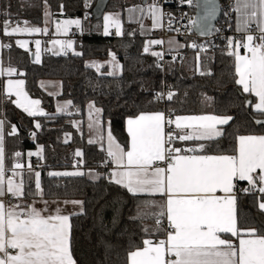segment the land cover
<instances>
[{"label": "snow or ice", "instance_id": "obj_1", "mask_svg": "<svg viewBox=\"0 0 264 264\" xmlns=\"http://www.w3.org/2000/svg\"><path fill=\"white\" fill-rule=\"evenodd\" d=\"M46 2V0H45ZM192 4L193 0H185ZM212 5L207 10L208 17H214L218 11L215 0H207ZM236 16V32L239 39L228 38V55L234 57L235 83L242 87L244 93L254 94L258 98L255 110L264 115V0H233L231 5ZM135 12L136 9H129ZM153 21V28L162 26L163 13L157 3L147 9ZM141 20L144 9H140ZM45 17L51 14L47 11ZM131 19V17H130ZM47 22V20L45 21ZM140 22V21H137ZM195 23V21H193ZM25 27L19 24L9 29L10 21L3 24L4 34L11 36L18 33H47V28ZM72 25L81 29V21L63 20L56 22V32L68 34ZM110 26H114L116 36L122 35L121 24L112 15L104 16L103 34H110ZM141 28L143 25L141 23ZM21 48L27 47V41L17 40ZM63 50H72V39L54 40ZM150 44H163L162 40H153ZM35 60L40 61V41H35ZM170 49L184 47L176 41H168ZM3 47V45H0ZM191 47H198L192 44ZM246 51L240 54V49ZM150 50L146 45L145 53ZM203 50V49H202ZM54 54L59 55L60 52ZM76 55H81L75 52ZM112 71L108 76H115L121 65L114 53H109ZM151 55L163 59V53L151 52ZM175 60V57H173ZM159 66V65H158ZM88 67L100 65L89 64ZM17 70L0 66V76H13ZM211 74L201 72V75ZM7 98L15 96L11 101L23 109L30 117L48 115L39 108V100H31L24 91V81L8 79L5 86ZM174 93L166 94L171 101ZM164 98L163 93L157 99ZM71 101L58 106V112H67ZM251 104V101H248ZM94 104L89 105L90 131L95 130L100 141V121L93 118ZM233 120L231 116L214 114L176 116L166 118L163 111L140 113L127 119V132L130 146L127 150L116 143L111 131L108 132L107 157L115 165L109 173V182L126 189L132 196L163 197L162 202L146 198L137 205V214L133 220L153 219L155 228L152 234L163 233V238L143 239V247L129 253L130 264H264V228L249 227L248 221L238 216V193H258V208L264 212V135H239L233 154H208L209 143L217 141L225 135L222 126ZM264 124V120H257ZM175 125L172 131H165V126ZM74 126H78L73 122ZM40 129L41 124L35 123ZM17 128L11 127L10 135H15ZM35 137L36 133L33 132ZM200 142L193 147H174L173 141ZM67 142V141H66ZM89 139L88 143H96ZM102 146V145H101ZM42 146L36 153L39 156ZM76 156H82L77 150ZM20 152L15 153L19 158ZM162 165V166H161ZM19 162L11 169L5 165L4 122L0 120V264H76L71 251L70 215L61 214L57 208L55 214L44 215L47 207L38 209L25 205L21 201L25 196V181ZM31 172V165H28ZM10 172L11 175H6ZM52 176H83L84 172H53ZM93 179L99 175L89 173ZM14 177H20L19 181ZM35 194L42 196L40 173H35ZM246 181L248 187L238 189L237 184ZM5 196H11L16 203L6 204ZM47 205V202H44ZM74 205H82L81 201H71ZM141 208L144 211H141ZM165 221L167 222L165 224ZM149 233L148 228H144ZM238 242V243H237Z\"/></svg>", "mask_w": 264, "mask_h": 264}, {"label": "trees", "instance_id": "obj_2", "mask_svg": "<svg viewBox=\"0 0 264 264\" xmlns=\"http://www.w3.org/2000/svg\"><path fill=\"white\" fill-rule=\"evenodd\" d=\"M226 1L221 0V5ZM46 3L54 15L82 18L89 30L75 36L81 55L44 53L39 63L32 60L30 51L11 42L5 60L22 71L29 94L41 99L48 115L28 116L5 97L0 79V118L6 125V166L11 169L17 161L25 162L26 153L42 145L43 159L34 155L30 157L35 164L39 161V166L31 172H22L25 181L23 202L41 196L35 194V173L39 172L42 197L82 201V212L70 217L71 251L76 264H129V253L142 248L143 239L163 238V233L152 234L151 230L155 228L153 219H131L137 214L138 203L146 198L162 202L163 198L134 197L126 189L109 182L111 160H106V153L87 140V104L94 102L102 109L104 119L110 121L114 134L124 146L128 145L126 120L142 112L163 111L172 119L177 115L193 114L233 117L224 127V136L217 141L205 142L209 143L208 154H233L237 136L264 135V124L256 122L264 120V115L254 110L253 104L248 103V94L235 83L234 57L227 54L228 40H218L213 49L202 50L191 47L196 39L188 38L178 53L167 52L163 63L151 55L152 51H143L147 36L139 32L138 24L125 21L121 36L104 35L100 26H92L103 19L107 10L125 9L128 0H107L100 17L94 15L97 0H0V19L3 23L13 18L15 22L42 25ZM194 4L195 0L192 7ZM166 7L170 11L179 9L172 0H167ZM235 15L234 11L229 34L237 38L240 35L235 30ZM84 16H90L91 22H87ZM109 53H114L119 60L121 74L108 76L105 68L88 67V61L107 60ZM201 72L211 74L201 75ZM42 78L62 81L58 98L72 100L69 113H56V98L39 86ZM164 89L175 94L171 101L157 99L156 93ZM36 121L41 124L40 129L35 128ZM13 125L17 127V133L10 135ZM173 126L169 129L172 130ZM198 143L176 141L174 145L184 148ZM77 150L82 156L75 155ZM16 152L21 153L19 158L15 157ZM77 162L85 175H50L72 171L78 167ZM89 169L104 174L93 180L86 175ZM239 186L241 189L248 187L243 182H239ZM258 195L238 193V216L245 218L249 227L264 228V212L258 208ZM145 227L149 233L143 231Z\"/></svg>", "mask_w": 264, "mask_h": 264}, {"label": "crops", "instance_id": "obj_3", "mask_svg": "<svg viewBox=\"0 0 264 264\" xmlns=\"http://www.w3.org/2000/svg\"><path fill=\"white\" fill-rule=\"evenodd\" d=\"M147 2H148V0H144V3H147ZM50 14L51 15L49 17H47V18L45 17V15H43V23H42V25L32 24V23H29V22L27 24L28 27L47 28L48 29L47 33H43V32H41V33H33V34L18 33V34H13L11 36H7V35L4 34L3 28L0 31V45H3V47H0V66H2L5 69H7L8 67H12V68H15L17 70V72L14 73L13 76H11V77H8L6 74L3 75V76H0V79L2 80L4 95H5V86L7 84V80L8 79H13V80L20 79V80H23L24 81V91L28 94L29 99H31V100H39L40 101L39 108L41 110H43L45 113H46V109L44 108L41 99L35 98V97H33V96H31L29 94V92H28V90L26 88V80L22 76V71L19 70L18 68H16L15 66H13L10 62H7L5 60V53L7 52V50L9 48L11 42H14L17 46H19L16 43V41L17 40H25V41L28 42L27 43V47L26 48H22V49H25V50L30 51L34 55L32 57V60H35V53H36V44H35V41L39 40L40 41V58H41V56L44 53H49V54H52V55H57V54H54V53H56L58 51L60 52L59 55H63V54L65 55L66 52H70L73 55H76L75 52H79V53L82 54L81 49L78 47V45L76 43V37L75 36L77 34L78 35H81V34L85 33L86 30L87 31L89 30L88 28L87 29L85 28V22H84V20L82 18H80V21L83 20V21H81V22H83V23H81L82 31H81V29H77L75 25H72L70 27V29H69L68 34L65 35L63 33H57L56 32V22H60V21H63V20H73V18H75V17H67V16H61V15H54L52 12ZM236 16L237 15H235V23H234L235 29H236ZM46 20H47V22H45ZM12 24H13V27H16L18 24H19V26L21 28L25 27L24 22H14ZM13 27H11V28H13ZM11 28H9V29H11ZM113 32H115V30ZM49 33H52V36L49 37L48 36ZM161 33H162V27L160 26V29L159 30L153 31L150 34H147L146 35L147 36L146 45L149 46V48H150L149 51H152L153 52L157 48L158 45L150 44L149 42L150 41H153V40H157V38L161 36ZM238 34L241 36L240 33H238ZM239 38L240 37H237V39H239ZM58 39L59 40L72 39L74 41V47H73V49L72 50H63L62 51L59 48V45H53L52 42L54 40H58ZM182 48L183 47L176 48V49H169L170 51H168V50H166V51L168 53L174 55V54L178 53V51L181 50ZM239 51H240V54L241 55H245L246 54V51L243 48H241ZM116 59H117V57H116ZM110 60H111V56H109V58L107 60H101V61L90 60L88 62H89V64H92L93 62H95V64L101 66L99 69L105 68V71H107V73H108L109 71H112L111 64L109 63ZM117 62L120 64V62H119L118 59H117ZM95 68L97 69V67H95ZM121 72H122V67H120V69L117 71V74L116 75L121 74ZM39 86L45 92H47L48 94H50V95H52V96H54L56 98V100H55V108H56V113L57 114L69 113L70 112V108H71V106L73 104L72 100L71 99H59L58 98L60 96V94L62 92V88H63V83H62V81L60 79L42 78V79L39 80ZM241 90H242V87H241ZM245 94H248V96H249V100L248 101H251V103L253 104V108L255 110V104L258 103V98L255 97L254 94H249V93H245ZM5 97H6V95H5ZM7 99H10L11 101H14L16 99V97L15 96H12L11 98H7ZM68 101H71L72 102L71 103V106L68 109V111L67 112H58L57 111V107L58 106L65 105L66 102H68ZM90 104H94L95 109H100L101 110L99 113H96L95 110L93 109V118L94 119L95 118H98L99 121H100V135L103 136V140L102 141H100L99 135H97V133H96L95 130L90 131L89 128H88V124H89V105ZM21 110H23V109H21ZM154 112H156V111H154ZM144 113H152V112H144ZM193 115H204V114H193ZM165 116L167 118V114L166 113H165ZM177 116H190V115H177ZM221 116H224V115H221ZM175 117H174V119H175ZM129 118H131V117H129ZM0 120H2L4 122V119L3 118H0ZM36 122H38V121H36ZM225 126L226 125L222 126L223 129H224ZM174 129H175V125L173 126L172 130H174ZM172 130L169 129V126H167V125L165 126V131L166 132L172 131ZM10 131H11V129H10ZM109 131H111L112 136H113L115 142L118 143V144H120L121 147H123V148H125V150H127L128 147L130 146V137L128 135V132H127V135H128V145L127 146H124L121 143V141H119L118 138L116 137V135L114 134V132L112 130V127H111L110 121L104 119L102 109L100 107H98L94 102H89L87 104V108H86V135H87V140L88 141H89V139L96 140L97 142L96 143H93V144H96L102 151H104L105 153H107V151H106L107 150V147H108L107 135H108V132ZM126 131H127V120H126ZM5 135H6V125H5V122H4V148H5ZM176 141H179V140H174L173 141V146L174 147H180V146H175L174 145V143ZM187 142H189V141H186V142H181L180 141V143H187ZM40 146H42V145H38L37 148H36V150L28 151L26 153V156L25 157L28 159L29 157L33 156V155L29 156L28 153L29 152L36 153L39 150V147ZM187 147H189V146H187ZM42 148H43V146H42ZM184 148H186V147H184ZM43 153L44 152L42 151V153L39 156H37V155H34V156H36L39 159H43V155H44ZM20 161H22V160H19L17 162H20ZM5 165H6V149H5ZM114 167H115V165L112 164L111 169H110V172L114 169ZM6 168H7V166H6ZM74 170L75 171H81L82 172V168H80V167H75ZM65 172H70V171L67 170ZM89 173H92L93 175L98 174L99 175V178L104 174L103 171H98V170H95V169H89V170L86 171V175L90 179H93V178H92V176L89 175ZM19 179H20V177H17L14 180L19 181ZM93 180H97V179H93ZM240 182H243V183H246L247 184L246 181H240ZM157 196H159V195H157ZM45 201L47 202V205H45V203H44ZM71 201H81V200H78V199H48V198H44L42 196H39L38 198H35V199H33L32 201H30L28 203H24L23 200L21 202L23 204H25V205H32V204H34V206L36 208H38V209H43V208L47 207V211L44 212V215L55 214L57 208L61 209V214H64V215H70V214H73V213L76 214V213L82 212V210H83V204L82 205H74V204L71 203ZM70 217H71V215H70ZM70 223H71V219H70ZM129 264H130V261H129Z\"/></svg>", "mask_w": 264, "mask_h": 264}, {"label": "built area", "instance_id": "obj_4", "mask_svg": "<svg viewBox=\"0 0 264 264\" xmlns=\"http://www.w3.org/2000/svg\"><path fill=\"white\" fill-rule=\"evenodd\" d=\"M156 2L162 8L163 13V25L161 33V35H163V39L166 38L167 35L173 36L183 42L188 38H193L196 39V42L194 43L198 46L196 48L213 49L216 46L218 40H228V38H233V36L229 34V31L231 29L230 22L234 18V11L231 8L233 0H227L224 4L221 5V18L216 23L213 32L207 37H199L193 30V21L195 16V11L193 12V8L195 7V4L194 7H192V4H188L187 2H185V0H172V2L179 7V9L176 11H170L166 7L167 0H157ZM84 18L87 20V22H91L90 16H84ZM8 20L10 21V23L15 22V19L13 18H9ZM3 24L4 23L0 19V31L3 28ZM113 34H115V32H113ZM48 36H52V33H49ZM162 53L163 59H161V61L164 63L167 51L164 49ZM70 54V52L65 53L66 56ZM169 91V89H164V91L157 92L156 97L157 94L163 93L164 98H161V100L167 102L169 100H167L166 94ZM105 159L110 160V158L107 157V153L105 154ZM19 163L23 165V168L17 171L22 172L24 170H29L28 165H31V169H34L35 167L39 166V161H37L35 164L30 159V157L25 162L20 161ZM76 165L80 167L79 162H77ZM6 174L11 175L10 172H7ZM16 178L17 177H14V179ZM237 187L238 189H241L239 186V182L237 184ZM4 201L6 204L16 203V201L13 200L11 196H5Z\"/></svg>", "mask_w": 264, "mask_h": 264}, {"label": "rangeland", "instance_id": "obj_5", "mask_svg": "<svg viewBox=\"0 0 264 264\" xmlns=\"http://www.w3.org/2000/svg\"><path fill=\"white\" fill-rule=\"evenodd\" d=\"M129 1V5L127 7H125V9H120V10H107L105 13H104V16L105 15H112V17L114 19H118L120 24H121V29H122V34H123V30H124V22H130V23H134V24H138V29H139V32L143 35H147V34H150L151 32L153 31H156V30H159L160 27H156V28H153V21L152 19L150 18L149 16V13L147 11V9L149 8V6L151 4H153L154 2L156 3V0H148L147 3H144V0H128ZM160 7V6H159ZM136 9L135 12H130L129 9ZM140 9H144V13H143V19L141 20V12H140ZM161 9V7H160ZM45 11L51 13V10H50V7L48 6V4L46 3L45 4V7H44V13ZM162 11V9H161ZM237 15V13H236ZM104 16H103V19L99 22V23H94L92 26L93 27H96L98 28L100 26V32L103 33V26H104ZM131 17V19H130ZM74 19H78L80 20L79 17H75L73 18ZM83 21V20H81ZM137 21H140V22H137ZM83 23V22H81ZM141 23L143 25V28H141ZM161 24L163 25V20L161 21ZM90 26V24H89ZM13 27V24L10 23L9 25V28ZM162 27V26H161ZM116 31L115 27L114 26H110V34L109 35H113V31ZM157 40H162L164 41L163 44H160L157 46V48L155 49V52H161L165 49V50H168L170 51V47H169V44H168V41L170 40H174L176 41L179 45H184V42L173 37V36H170V35H167L166 38L163 39V35H161L160 37L157 38ZM177 47L175 45L172 46L171 49H176ZM75 170H73L72 172H74ZM71 172V171H70Z\"/></svg>", "mask_w": 264, "mask_h": 264}, {"label": "water", "instance_id": "obj_6", "mask_svg": "<svg viewBox=\"0 0 264 264\" xmlns=\"http://www.w3.org/2000/svg\"><path fill=\"white\" fill-rule=\"evenodd\" d=\"M107 0H97V3L94 8V15L100 17L105 9ZM216 5L218 6V11L214 17L207 16V10L212 7L207 0H195V16H194V25L193 30L199 37L209 36L214 28L216 23L221 18V0H215ZM34 55L32 54V57Z\"/></svg>", "mask_w": 264, "mask_h": 264}]
</instances>
